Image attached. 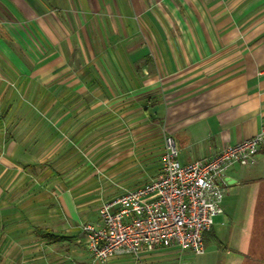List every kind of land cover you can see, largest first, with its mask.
Wrapping results in <instances>:
<instances>
[{
  "label": "crops",
  "instance_id": "1",
  "mask_svg": "<svg viewBox=\"0 0 264 264\" xmlns=\"http://www.w3.org/2000/svg\"><path fill=\"white\" fill-rule=\"evenodd\" d=\"M20 93L35 111L23 108ZM80 95L87 108L81 118ZM49 103L56 106L54 129L46 123ZM84 117L86 138L102 137L92 149L109 150L114 121H134L130 134L147 145L162 136L155 128L162 124L182 164L253 137L264 127V0H0V264H168L159 251L180 253L94 262L75 222L63 221L64 213L77 220L74 194L16 191L29 165L23 159L46 148L52 133L55 151L69 136L73 152ZM259 165L254 175L226 172L227 195L264 179V148ZM227 215L222 234L238 238L232 248L243 252L253 217L241 228ZM228 255V264L243 263Z\"/></svg>",
  "mask_w": 264,
  "mask_h": 264
},
{
  "label": "rangeland",
  "instance_id": "2",
  "mask_svg": "<svg viewBox=\"0 0 264 264\" xmlns=\"http://www.w3.org/2000/svg\"><path fill=\"white\" fill-rule=\"evenodd\" d=\"M18 97H23V101H25L23 108L34 110L33 107L35 106H29V99L26 94L20 93ZM85 102V95H80L76 105L80 118L87 112ZM50 103L46 106V123L48 129H54L56 106ZM64 111H66L65 108ZM85 120V117L79 120V131L74 137L79 142L73 152H71L69 147L71 144L69 136L67 138L64 137V140H67L63 148L55 151L54 141L56 137L54 133L48 134L47 147L45 148L43 145L44 148L34 150L29 158L23 159L29 164L27 169L23 170L25 177L20 179L17 177L15 180V187L21 188V190L18 189L16 191L21 193L37 196L46 194L50 197L53 195L57 196V194L64 191L74 194L77 220L70 222V219L64 213L63 221L64 224L65 222L70 224L75 222L72 224L74 227L73 231L77 233L81 244L84 246L85 236L81 227L85 224L96 222L101 204L127 190L140 188L157 176L160 170L165 137L162 124H158L155 128L159 129L163 137H157L153 145L141 144L139 140H135L134 136L130 134V131L134 129L135 122L125 121L122 123L118 120V122L114 121L111 123L114 129H112L110 136L109 150H104L102 146L92 149L93 143L97 145V142L101 141L102 137H89L87 139ZM145 123L146 121H143V125ZM35 128L39 129L40 126L36 125ZM83 139L85 141L82 142L81 140ZM144 152L147 153L145 154ZM38 160H44L46 167H41L37 162ZM255 166L256 163L246 167L235 165L227 173L234 169L240 175H254L258 169L262 171L260 165L259 168ZM26 179L29 180L27 185L24 183ZM261 190L262 187L259 183L257 186L243 182L238 189L231 187V194L224 197L223 208L226 211L214 217V232L229 250H219L215 243H210L201 255H193L187 252L159 251L160 255L158 257L165 260V263L168 262V264H228L227 261L231 258L228 254L232 253L230 250H238L232 247H237L240 241L238 238H232L229 241L227 233L222 234L223 230L227 231L228 229L229 219L227 214L232 213L233 217H237L242 228L245 224L244 220L248 218V214L251 213L253 217L256 213L258 209L256 199L260 197ZM233 234L237 235L235 230Z\"/></svg>",
  "mask_w": 264,
  "mask_h": 264
},
{
  "label": "built area",
  "instance_id": "3",
  "mask_svg": "<svg viewBox=\"0 0 264 264\" xmlns=\"http://www.w3.org/2000/svg\"><path fill=\"white\" fill-rule=\"evenodd\" d=\"M262 148L264 127L212 158L182 164L174 138L164 137L157 176L101 204L96 222L81 227L89 257L104 263L159 249L203 254V236L213 228L214 217L224 213L226 172L235 165H255Z\"/></svg>",
  "mask_w": 264,
  "mask_h": 264
},
{
  "label": "trees",
  "instance_id": "4",
  "mask_svg": "<svg viewBox=\"0 0 264 264\" xmlns=\"http://www.w3.org/2000/svg\"><path fill=\"white\" fill-rule=\"evenodd\" d=\"M262 190L260 191V197L256 199L258 209L253 216V222L250 227V234L247 238L246 249L242 252L233 251V253L243 257L242 264H264V179L261 178L257 181ZM248 184V182H246ZM42 236L48 239L56 241H66L65 236H54L48 233H43ZM210 243H215L219 250L227 251L229 248L219 239L212 228L210 232L203 236L204 248ZM231 251V250H230Z\"/></svg>",
  "mask_w": 264,
  "mask_h": 264
},
{
  "label": "water",
  "instance_id": "5",
  "mask_svg": "<svg viewBox=\"0 0 264 264\" xmlns=\"http://www.w3.org/2000/svg\"><path fill=\"white\" fill-rule=\"evenodd\" d=\"M229 184H232V182L231 183L229 182Z\"/></svg>",
  "mask_w": 264,
  "mask_h": 264
}]
</instances>
